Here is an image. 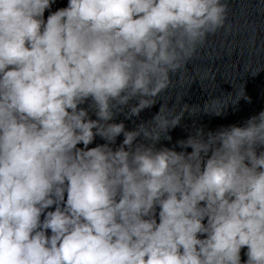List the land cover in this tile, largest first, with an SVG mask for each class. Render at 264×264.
I'll use <instances>...</instances> for the list:
<instances>
[{
	"label": "clouds",
	"instance_id": "9594fccd",
	"mask_svg": "<svg viewBox=\"0 0 264 264\" xmlns=\"http://www.w3.org/2000/svg\"><path fill=\"white\" fill-rule=\"evenodd\" d=\"M55 3L0 0V264H264V110L171 148L188 104L114 122L231 30L228 0Z\"/></svg>",
	"mask_w": 264,
	"mask_h": 264
}]
</instances>
